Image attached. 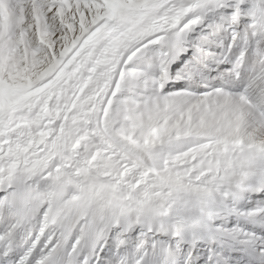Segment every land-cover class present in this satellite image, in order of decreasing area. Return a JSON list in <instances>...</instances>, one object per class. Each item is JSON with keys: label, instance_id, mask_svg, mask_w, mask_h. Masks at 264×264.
I'll return each instance as SVG.
<instances>
[{"label": "snow or ice", "instance_id": "snow-or-ice-1", "mask_svg": "<svg viewBox=\"0 0 264 264\" xmlns=\"http://www.w3.org/2000/svg\"><path fill=\"white\" fill-rule=\"evenodd\" d=\"M0 264H264V0H0Z\"/></svg>", "mask_w": 264, "mask_h": 264}]
</instances>
